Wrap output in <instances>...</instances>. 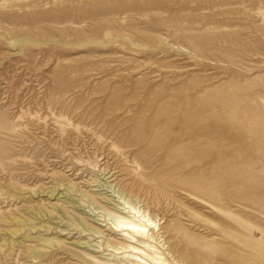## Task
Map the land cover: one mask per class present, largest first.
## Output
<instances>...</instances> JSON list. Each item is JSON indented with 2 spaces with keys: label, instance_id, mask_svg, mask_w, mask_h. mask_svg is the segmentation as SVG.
<instances>
[{
  "label": "rangeland",
  "instance_id": "obj_1",
  "mask_svg": "<svg viewBox=\"0 0 264 264\" xmlns=\"http://www.w3.org/2000/svg\"><path fill=\"white\" fill-rule=\"evenodd\" d=\"M225 2L0 0V264H30L20 234L88 236L61 212L33 217L60 182L59 203L91 209L77 188L100 189L87 183L92 161L141 198L179 264H264V0ZM10 216L51 225L12 235ZM40 254L84 264L56 247Z\"/></svg>",
  "mask_w": 264,
  "mask_h": 264
},
{
  "label": "bare ground",
  "instance_id": "obj_2",
  "mask_svg": "<svg viewBox=\"0 0 264 264\" xmlns=\"http://www.w3.org/2000/svg\"><path fill=\"white\" fill-rule=\"evenodd\" d=\"M96 1H103V0H96ZM105 1H107V0H105ZM109 1H114L115 2V1H119V0H109ZM123 1H127L128 2V4H129V6H127V7H129V8H127L128 10L135 9V8H141V9L151 10V11H166V10H170V8L172 9L176 5V6H181L182 9L192 8V9H195V10L203 11V10L208 8L207 6H211V7H215L216 6V4L210 5L211 3L215 2L216 0H123ZM221 1L223 2L222 3L223 5H227V4L231 5L232 4L231 2L230 3L225 2V1H230V0H221ZM179 3H181V4H179ZM227 6H229V5H227ZM0 115H2V114H0ZM56 123H59V122H56ZM24 127H25V125H24ZM60 132H62V131H60ZM72 153H74V152H72ZM35 154H37V153H35ZM27 158H28V156H27ZM53 159H54V157H53ZM10 160H11V158H10ZM87 161H88V159H87ZM78 162H81V161L78 160ZM96 162L97 161L88 162V165L91 166L93 169H96L99 172L98 173L99 175L96 174L97 176L95 175L92 179H90V181L87 180V183L89 185H91L93 187H96V188H100V189H94L93 190V192H97V193H94L95 196L93 194H89V192L85 188H82V187L77 188L78 191H80L83 194L82 196L86 197L90 201V203L92 205L91 209H88V211L81 210V209H76L78 207L79 208L80 207L86 208V206H83L84 205L83 201H79L80 203L77 206H71L70 205L71 209H68V207L65 205L67 203H65V204L59 203L58 202L59 198L61 199V197L59 195L60 194L62 195V193L59 194V192H57L56 190H58L59 186L64 185L63 183L60 182V184L57 185V189H55V187L53 185L51 187L49 185V188H48V185H47L48 198H50L53 195V199L56 198V200H55V202L53 200V203H49L47 206L46 205H42V204L40 206L37 205L38 206L37 209L35 208L36 209L35 211H37V213H34V217H33L34 221H35V218L37 217V216L35 217V215H40V216L47 215V217H49L51 219V218H55L54 216H58L59 215L57 212H61L64 215L65 214L67 215L66 216L68 218V223L67 224H68L69 227L78 228L80 233L87 232L88 236L87 237H81V236L74 237L73 238L74 240L72 242L71 241L70 242H66V239L65 238H61V236L59 237V236L52 235V236L48 237V236H45L44 234H36V235L33 236L32 234H30V232L25 233V234H20V236H22L21 237L22 239L25 238V239H28L29 242H31V243L33 242V245L27 244V245L23 246L24 253H25V255L27 256V259H28L26 261H29L30 264H54L51 261L41 260L42 254H40V253H43V255H46V254H44V251H46L47 249L56 247L57 249L66 250L68 253H70L74 257L76 256L77 259L74 258V260L81 261L84 264H179V262H178V260L176 259V256H175L176 255V251L172 250L170 247L168 248L167 246H165V243L163 242V238H162V234H161V227H159V224L156 221V217L153 216V214H151V212L149 210H147V207H146V205H144L145 203L143 204V201L141 200V198L139 196H137V195H132L130 193H127V191L125 189H122L121 186H120V184H122V182L119 184L116 181V178H117L116 175H115L116 172H114L111 169H108V168H105V167H101V166L99 168V166H97ZM61 166H63V165H61ZM73 168H74V166H73ZM28 171H29V168H28ZM28 171H27V173H28ZM77 171H79V169ZM115 171H116V169H115ZM72 173H71V175H72ZM81 173H82V171H81ZM54 175H55V173H54ZM56 175H57V173H56ZM51 176H53V175H51ZM57 176H59V175H57ZM100 176H101V178H100ZM47 178H49V177H47ZM54 178L52 179L53 181H54ZM34 180H35V178H34ZM26 182L28 184L27 180H26ZM37 183H39V182H37ZM7 184L15 186V184L14 185L11 184V183H7ZM5 185H6V183H5ZM74 185H76V184L72 183V182H70V183L68 182V184L66 183V186H67L68 189L73 188ZM77 185H79V184H77ZM33 186H35V185H33ZM20 187H23V185L20 186ZM126 188H128V187H126ZM30 189L32 191H34L35 188L34 189L30 188ZM91 189H93V188H91ZM104 189H109V190H105L104 193L98 192V191H102ZM19 190H21V189L19 188ZM55 191H56V193H54ZM133 191H135V190H133ZM61 192H63V191H61ZM80 192H78V193H80ZM106 192H111V194L107 195ZM149 193L150 192H148V194ZM34 194H36V193H34ZM1 195L2 194L0 192V197H2ZM16 195H18V194H16ZM96 195H97V198H96ZM139 195H141V194H139ZM149 195H151V194H149ZM10 196L12 197V195H10ZM10 196H7L8 197L7 199H9ZM71 197H73V196L71 195ZM113 197H116L117 199L114 200ZM15 198H18V197H15ZM133 198H135V200H133ZM4 199H6V197ZM145 199H147V196H146ZM37 200H34V201L36 202ZM42 200H44V199H42ZM72 202H70V203H72ZM10 203H11V201H10ZM137 203H141V204L137 205ZM149 204H148V206H149ZM68 205H69V203H68ZM26 208H28V207H26ZM29 209H31L30 206H29ZM96 210H98V211L96 212ZM35 211H33V212H35ZM88 212H91V213L88 214ZM3 214L0 216L1 217L0 219L4 218ZM12 214H13V211H12ZM26 214H28V213H26ZM63 214L61 215V217H63ZM85 215H89L91 217V219H87L85 217ZM24 216H27V215H24ZM24 216H19L20 218L11 217L10 216V218L13 219L14 222H15V223L14 222L13 223L16 224L13 228H10V229L5 226L7 231L10 232V234H12V235L19 234L22 230H24V228L27 225H30V224H28V222L30 220L27 219V217H24ZM179 217H180V215H179ZM38 218H40V217H38ZM58 218H59V216H58ZM31 222H32V220H31ZM36 225H30L31 226L30 229L33 230V229H36V228H43L44 227L45 230H48V228L50 227L51 224L49 225V221H45V219H44V221L41 220V221L37 222ZM8 226L11 227V224L10 225L8 224ZM104 228H106V229H104ZM2 229H4V228H2ZM6 229H5V231H6ZM39 232H41V231H39ZM89 236H94V238L91 237V239H88ZM3 238L5 240V237H3ZM22 239L19 238V240H17V241L14 240V239L13 240L10 239L11 240V244H14V243L18 244L19 243V244L23 245V241H25V240H22ZM103 240H105V249L102 247V241ZM1 242H3V241H1ZM17 244H16V246H17ZM12 248H7L3 252L5 257L8 258V259H9V256L11 255V253H13L12 250L14 248L13 249ZM23 248H21V249H23ZM77 248H81V250H82L81 253L82 254H80V252H78L76 250ZM15 249H17V248H15ZM2 250H3L2 249V244H0V251H2ZM0 255H2V254H0ZM0 258H3V257H0ZM15 259H17V258H15ZM19 259H21V258H19ZM23 260H24V258H23ZM3 261L4 260H2V262ZM8 262H9V260H8ZM12 263H10V264H12Z\"/></svg>",
  "mask_w": 264,
  "mask_h": 264
}]
</instances>
